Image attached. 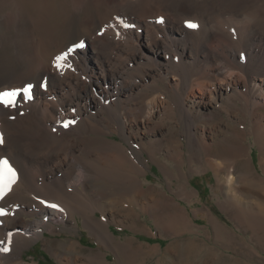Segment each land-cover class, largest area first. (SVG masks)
Segmentation results:
<instances>
[{
    "label": "rangeland",
    "instance_id": "374dc122",
    "mask_svg": "<svg viewBox=\"0 0 264 264\" xmlns=\"http://www.w3.org/2000/svg\"><path fill=\"white\" fill-rule=\"evenodd\" d=\"M44 2L45 0H0V89L23 84L27 65L23 51L32 39H39L37 30L26 31L29 26L24 21L23 10L26 8L35 16L38 5ZM93 2L95 0H49V20L56 36L51 47L53 50L62 48L55 52L56 55L53 54L50 65L57 55L80 40L85 41L86 48L90 51L94 43H97L95 35L101 36L104 33L105 23L96 26L98 30L96 28L94 32H88L92 24H98L105 16V7L94 6ZM219 4L223 6L213 5L198 12L208 28H211L212 21L227 22L226 17L229 19L234 14L241 16L246 11H253L257 20L251 31L258 29L264 33V0H243L242 4H238L236 0H220ZM86 9L91 13V19H88L91 25L85 23ZM224 24L226 23L221 25ZM145 35L142 32L139 41L137 39V46L142 50ZM98 46L103 48L102 45ZM132 50L124 53L125 57H133L126 71L128 79L131 77L138 83L129 96L127 109L124 107L118 113L120 116L124 113L123 118L118 123L116 118V121L110 123L115 132L111 134V130H106L107 134L101 135L115 140L123 150V155L117 151L110 152L109 155L92 148L91 156L83 158L87 168L76 170L74 176L78 175V178L72 180V183L80 180L78 185L86 193L93 187L92 177H95L96 186L93 188L98 191L97 195L93 199L84 195L87 198H83L86 200L80 203L86 204V207L80 204L78 209L75 201L64 197L72 206H76V220L60 223L50 217L46 220L54 227L42 226L36 236L31 230L28 234L25 233L24 227V223L40 218L34 212L35 201L40 198L37 197V189L31 187V184L35 197L31 193L29 198L27 195H20V199L12 202L17 203L15 206L18 211L22 209L21 212H24L17 214V226L11 229L13 236L28 238L18 241L16 246L23 247V250L7 258L8 262L18 261L16 257L19 254L25 263L65 264L72 256L59 245L74 238L81 244L77 264L85 263L89 252L102 256L103 261L97 259V264H264V145L257 141L252 130L250 114L246 118L242 113L227 107L219 98L217 105L221 113L218 117L204 118L197 115L195 110L184 107L181 100L191 87V80L183 79L175 72L155 70L147 62L148 58H141L140 53ZM79 69L81 70H78L76 77L80 79L81 86L89 88L87 77L82 68ZM150 102L152 103L149 104ZM186 108L189 111L186 112ZM90 109L95 113L94 104L90 105ZM139 111L142 116H139ZM118 114L115 115L119 116ZM205 122L210 124L205 125ZM247 128L250 133L239 138L235 131ZM75 135L78 133L75 132ZM237 153L238 157L235 156ZM12 154L18 158L13 151ZM97 156L93 163L92 159ZM132 165L138 166L136 170L140 171V178L122 179L119 176L122 171L125 170V175L133 173ZM45 168L46 173L56 170L55 176L45 177L49 183L62 175L59 167ZM90 170L95 173L90 174ZM86 171L91 176V182L88 183L84 176ZM176 175L178 176L175 177ZM229 176L233 177L231 190L227 184ZM42 179L44 178L40 174L35 179V184L40 188ZM30 181L27 180L25 188ZM186 185L188 188L192 186L198 189L201 197L192 193L193 201L190 202L182 194V190L181 193H176V187ZM156 186H163L167 196L159 197ZM54 187L57 186L53 184L51 189ZM124 187L128 190L124 191ZM116 188L118 189L115 190ZM139 188L143 189L141 196L135 193ZM54 192L56 191L50 194L56 195ZM47 194L49 193L46 192L45 195ZM169 199L190 211L181 212L177 208L172 213L180 216L175 223H169L170 227L167 226L170 219L162 210V207H172ZM88 203L94 204L93 208L96 206L93 217L100 223L98 232L106 240V245L87 226ZM0 206L6 208L7 205ZM156 206L160 212H130L133 207L137 210H154ZM198 209L206 212L198 214L195 212ZM178 229L180 232H177ZM56 251L62 252L61 257L55 254Z\"/></svg>",
    "mask_w": 264,
    "mask_h": 264
},
{
    "label": "bare ground",
    "instance_id": "6f19581e",
    "mask_svg": "<svg viewBox=\"0 0 264 264\" xmlns=\"http://www.w3.org/2000/svg\"><path fill=\"white\" fill-rule=\"evenodd\" d=\"M236 1L238 4L243 2V0ZM219 2L220 0H95L94 6L105 7V16L98 24L91 25L90 20L88 21L91 19V13L86 9L87 22L85 23L92 27L88 32H94L96 26L102 23L106 24V30L101 36L95 35L97 43H94L90 51L86 47L78 49L62 69L56 67L55 61L50 65L51 59L54 58L53 54L62 48L53 50L51 47L56 36L53 34L49 20L51 18L49 0L38 5L35 16H32L26 8L23 10L25 11V19L24 17L23 19L29 26L26 31L36 32L37 30L39 33L37 41L32 39L30 44H24L27 46L26 50L23 48L27 75L25 74L26 77L23 78V84L32 82L39 85L41 82H47L48 87L45 90L37 86L34 99L25 101L18 108H5L0 104V132H3L5 136V143L0 146V159L8 158L19 174V179L12 186V190L3 200H0V205H7L3 208L8 213L0 216V241H5L6 246L10 241L11 248V251L7 253L0 251V264H31L23 262L19 254L15 256L18 259L16 262L11 263L7 259L18 251H22L23 247L16 244L28 238L13 236L11 229L17 226V214L24 212H21L22 209L18 211V207L15 206L17 203L12 202L20 195L28 197L30 193L33 194L31 184L33 185L31 187L37 189V197L40 198L35 201L36 210L34 211L40 218L24 223V227L25 233L28 234L31 230L36 236L38 235L36 232L40 231L42 226L54 227L50 221L46 220L50 217L60 223L76 220L74 211L76 206H72L65 198L75 201L78 209L83 198H87L83 197L84 195L91 196L92 199L97 195L98 191L93 188L96 186L95 177H92L93 187L86 193H83L78 185L80 180L75 184L72 183V180L78 178V175L74 176L76 170L87 168L83 158L91 156L92 148L109 155L114 151L123 155V150L115 140L101 135L107 134L106 130H111V134L115 132L112 131L110 123L115 118L117 123L120 118H123L124 113L121 116L118 113L127 107V102L130 101L129 96L132 95L138 83L131 77L129 80L126 71L133 57L129 55L125 57L124 53L130 52L131 49L140 53L141 58H148L147 62L152 64L155 70L175 72L181 78L191 80V87L181 97L183 100L181 103L189 110H195L197 115L204 118L218 117L221 113L217 105L219 98L227 107L242 113L246 118L250 114L252 130L257 136V141L264 145V33L258 29L251 31L257 20L253 11H246V14H242L243 16L240 14L242 17L231 14L229 19L226 17L227 22L212 21L211 28H208L198 12L200 9L213 5H221ZM117 17L122 18L124 24H121ZM159 17L164 18L163 23L157 22ZM189 20L198 23L199 28H187L185 21ZM222 23L226 24L221 25ZM125 24H132L135 27H125ZM142 32L146 34L143 50L137 46V39L139 41ZM98 45H102L103 48ZM80 67L90 83L89 88L81 86L80 79L76 77L78 70H81ZM85 83L88 84L87 81ZM23 84L11 87H20ZM8 88L4 87L0 91ZM187 92L188 95H186ZM91 104L95 105V113L91 112ZM189 110L187 109L186 112ZM139 112V116H142V112ZM116 113L120 117L115 115ZM70 118H74L77 123L68 128L63 127V122L69 121ZM208 123L205 122V125ZM75 132L78 135H75ZM235 132L241 138L250 133V129ZM7 151L9 152L6 153ZM12 151L18 155L17 159L16 155H11ZM235 156L238 157V153ZM114 157L116 158V155ZM97 158L98 156L92 159L93 163ZM213 165L215 166L214 163ZM52 166L59 167L62 175L56 177L53 183H49L45 177L55 176L56 170L52 169V173H46L45 167L50 169ZM134 166L132 165L133 173L125 175L124 170L122 173L119 172V176L122 179H139L141 173L136 170L138 166ZM86 172L84 176L87 177L85 181L88 183L91 182L89 175L94 171L90 170V174ZM39 174L44 178L43 182L41 181V188L35 181ZM29 179L30 184L25 188ZM232 181L233 177L229 176L227 184L230 185V190ZM50 184L52 187L53 184L57 187L51 189ZM123 189L128 190H125V187ZM51 190L58 193L54 192L56 195H51ZM44 191L49 194L45 195ZM135 193L141 196L143 189H136ZM185 194L189 196L187 192ZM164 196L167 195L162 194V197ZM42 201L58 204L63 210L47 207ZM93 205L89 203L87 205L89 213L86 215V223L99 241L106 245V240L98 232L100 223L93 217V211L96 208V206L93 208ZM83 206L86 207V204ZM168 209L167 206L165 214L170 219L167 223L170 227V224L175 223L180 215ZM79 245H81L80 242L74 238L59 245L72 256L65 264H77L76 260L81 251ZM55 254L61 257L62 252L56 251ZM101 258L100 254L89 252L83 264H97V259L103 261Z\"/></svg>",
    "mask_w": 264,
    "mask_h": 264
},
{
    "label": "snow or ice",
    "instance_id": "6c2138e0",
    "mask_svg": "<svg viewBox=\"0 0 264 264\" xmlns=\"http://www.w3.org/2000/svg\"><path fill=\"white\" fill-rule=\"evenodd\" d=\"M121 24H124L122 18H116ZM158 23H163L164 18L159 17ZM115 27V25H112ZM185 26L190 29H198V23L194 21H185ZM125 27H135L132 24H125ZM235 31V30H233ZM86 47L84 40H80L77 43H73L71 47H68L66 51H62L59 55L55 57V64L58 69H62L67 60L74 56L78 49H83ZM71 67V65H69ZM39 86L45 90L48 87L47 82H41L39 85L32 82H27L20 87H11L6 90L0 91V104L5 108H18L19 105L23 104L25 101H31L34 99V90ZM75 111V109H73ZM14 119V117H13ZM75 119L63 122V127L68 128L71 125L76 124ZM5 143V136L3 132H0V145ZM19 174L17 169L12 165L8 158L0 159V200H3L5 196L12 190V186L18 181ZM47 207L53 209H60V206L55 203H50L48 201H42ZM61 211L63 209H60ZM7 210L0 207V216L7 215ZM0 251L5 253L10 252V241L8 246H5V241H0Z\"/></svg>",
    "mask_w": 264,
    "mask_h": 264
},
{
    "label": "crops",
    "instance_id": "0c3cea01",
    "mask_svg": "<svg viewBox=\"0 0 264 264\" xmlns=\"http://www.w3.org/2000/svg\"><path fill=\"white\" fill-rule=\"evenodd\" d=\"M191 186V185H190ZM157 191H158V193L160 194L159 195V197H162V194H165L166 192L163 190V186H156V188H155ZM175 189V188H174ZM176 189L177 190H175L176 191V193H178V192H180L181 193V190L183 191V193L182 194H185V191H187L188 192V194H189V196L188 195H186L187 196V199L191 202V201H193V195H192V193L194 194V195H197L198 197H201L200 196V194H201V192L198 190V189H196V188H193L192 186H191V188L189 187H187V185L186 186H183L182 188H180V187H176ZM178 191V192H177ZM154 195H155V197H158V196H156V194L154 193ZM152 201V200H151ZM154 201V200H153ZM175 202V201H174ZM176 204H177V207H175V205L176 204H174L170 199H169V204H172V206H174V207H172V208H170L169 207V211L170 212H176L177 211V208L178 209H180L181 210V212H190V211H188V209H186L185 207H183V205H181L180 203L178 204L177 202H175ZM204 202H200V204H203ZM162 210H164V212H165V209L162 207ZM161 210L160 209H158L157 208V206H156V209H151V208H145V209H141V210H137L135 207H133V208H131L130 209V212H160ZM114 212H118L117 210H114ZM124 212H125V210H124ZM195 212H197L198 214H200V212H206V211H204L203 209H198V210H196ZM177 232H180V229H178L177 230Z\"/></svg>",
    "mask_w": 264,
    "mask_h": 264
}]
</instances>
